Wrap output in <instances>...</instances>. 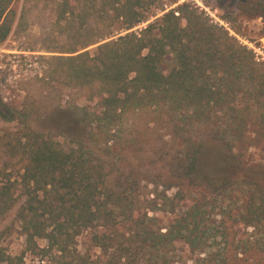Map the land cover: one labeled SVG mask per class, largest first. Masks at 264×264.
<instances>
[{
  "label": "trees",
  "instance_id": "1",
  "mask_svg": "<svg viewBox=\"0 0 264 264\" xmlns=\"http://www.w3.org/2000/svg\"><path fill=\"white\" fill-rule=\"evenodd\" d=\"M185 6L177 16L166 12L138 32L97 44L91 55L83 50L66 58L87 81L109 86L94 118L102 122L97 137L111 139L114 124L115 138L127 112L167 109L175 147L151 174L152 197L143 207L132 195V170L115 168L109 184L102 167L89 164L93 153L86 144L72 140L62 150L30 127L24 111L0 102V118L15 121L19 133L23 201L17 218L26 249L34 238L45 239L39 252L51 254L52 264H185L179 243L202 254L190 264H243L240 254L264 252V168L256 171L243 153L246 109L251 124L264 128V68ZM8 28L1 21L0 40ZM242 83L261 98L257 105L236 102ZM89 228L97 249L93 263L75 253V236ZM230 232L240 234L230 240ZM18 259L0 248V264Z\"/></svg>",
  "mask_w": 264,
  "mask_h": 264
},
{
  "label": "rangeland",
  "instance_id": "2",
  "mask_svg": "<svg viewBox=\"0 0 264 264\" xmlns=\"http://www.w3.org/2000/svg\"><path fill=\"white\" fill-rule=\"evenodd\" d=\"M181 4L186 5L185 11L193 10L200 23L226 33L236 45L249 50L253 62L264 68V0H0V23L9 25L0 40V102L11 110L24 111L30 127L46 134L62 150L73 145L72 140L86 144L93 153L89 164L100 165L109 184H114L115 168L123 174L132 170L135 174L131 180L137 184L132 195L141 207L152 197L150 178L163 168L160 158L175 147L167 109L127 112L115 126V138L114 124L109 131L112 135L107 137L111 139L97 137L102 122L94 118L100 116L109 86L97 79L87 81L66 58L83 50L91 55L97 44L125 32H138L166 12L175 10L178 15ZM180 24H184L182 18ZM84 42L90 45L83 49ZM68 48L75 52L66 53ZM76 64L77 60L73 62ZM246 84L242 83L236 102L246 107L257 105L261 98L255 97ZM244 119L243 153L257 171L264 168V128L251 124L248 109ZM15 126V121L0 118V192L5 201L0 209V248L10 257L19 258L17 264H52L51 254L39 252L45 239L34 238V245L26 249L17 218L23 201L18 185L23 156ZM151 213L148 211V215ZM92 233L91 228L83 230L74 242L75 253L90 263L97 253ZM240 233L230 232L228 237L233 240ZM217 246L215 243L210 248L214 251ZM178 247L185 264L202 257L198 252L189 253L181 243ZM228 252L234 251L228 248ZM240 257L243 264H264V252H245Z\"/></svg>",
  "mask_w": 264,
  "mask_h": 264
},
{
  "label": "built area",
  "instance_id": "3",
  "mask_svg": "<svg viewBox=\"0 0 264 264\" xmlns=\"http://www.w3.org/2000/svg\"><path fill=\"white\" fill-rule=\"evenodd\" d=\"M196 3V0H193ZM198 4V3H197ZM173 14L177 15V12L175 10H173Z\"/></svg>",
  "mask_w": 264,
  "mask_h": 264
}]
</instances>
